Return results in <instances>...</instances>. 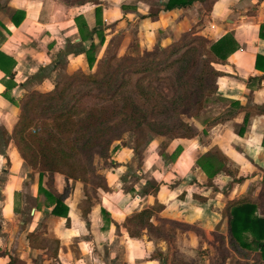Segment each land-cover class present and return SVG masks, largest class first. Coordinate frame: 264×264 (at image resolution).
<instances>
[{"label":"crops","instance_id":"1","mask_svg":"<svg viewBox=\"0 0 264 264\" xmlns=\"http://www.w3.org/2000/svg\"><path fill=\"white\" fill-rule=\"evenodd\" d=\"M167 1L0 0V52L15 62L13 79L0 71V122L5 123L9 133L6 138L10 142L8 146L0 143V158L9 159L8 167L0 172V176L3 174L0 185V264H106L105 258L99 257L98 250H104L113 243L117 244V251L112 253L110 259L116 264H160L158 260L147 257L150 242L146 241L145 235L141 240L128 238L122 224L131 215L158 201L164 205L161 214L165 212L167 215L160 217L188 225L196 224L210 234L213 227L222 222L224 203L220 205L221 210L213 205L211 211V206L206 203H194L193 195L215 199L218 201L216 204L221 202L217 200L218 197L223 198L224 202L243 197L254 198L249 196L250 187L257 178L259 181L264 179V112L256 113L253 109H264V73L254 69L256 54L260 52L264 55V43L258 39L259 27L264 24V0H210V11L207 13L200 0L188 8L165 11ZM13 19L19 20V24L16 25ZM78 28L89 32L96 28L97 31L83 40ZM190 32L210 42L230 32L239 45V49L228 57L227 63L219 66L240 71L243 75L242 81L237 79L235 82L240 87L237 93L226 96L232 100L231 103L240 101L238 110L243 111L225 120V125L218 123L212 128L216 130L218 126L223 127L221 141L218 142L221 146L215 145L224 159L237 169L236 176H233L237 179L242 177L241 181L234 184L228 195L224 196L220 191L232 181L231 177L227 180L214 177L212 190V187L206 186V175L193 162L190 170H194L196 183L190 186L193 192H188L189 196L185 194L181 200L179 197L187 190L169 197V192L159 189L154 197L151 192L140 193L138 185L124 190L119 181L121 177L113 173L121 163L117 160V166L107 174L110 178L106 181L109 191H97L98 201L87 214L89 231L81 213V205L86 199L85 185L79 181L66 180L57 173L53 175L54 190L62 194L68 188L63 204L68 209L69 226L66 218L51 215L53 205L49 204L43 193H39V187L46 189V176L40 178L39 172L28 168L11 143V126L17 121L19 108L17 102L13 104L8 98L17 100L26 91L27 81L37 77L42 70L49 73L48 78L60 71L65 74H72L76 70L93 72L98 61L109 52L120 59L129 51V46L141 53L156 46H168ZM90 44L97 46L91 70L79 50H87ZM62 58L65 62L63 71L56 68ZM222 73L219 79H229L227 83L234 84L228 76L229 72ZM5 91L7 97L3 96ZM245 93L250 96L249 101L244 97ZM245 119V132L240 137L237 129L243 126ZM229 125L231 127L225 129ZM254 132H260L258 137L254 136ZM178 147L180 151L176 158L171 163L167 160V165L174 167L182 153L189 156L196 148L186 145L183 150L180 145L168 155L173 154ZM122 151L129 153L126 148H121ZM144 184L143 181L141 186ZM111 194L118 197L117 204L109 201ZM185 197H190L192 204L185 203ZM175 208L176 212L173 211ZM101 209L109 214V225L104 222ZM170 209L173 212L168 217ZM114 224L119 226L118 231ZM32 233L34 235L28 238ZM48 240L57 241V246L52 247L46 242Z\"/></svg>","mask_w":264,"mask_h":264},{"label":"trees","instance_id":"2","mask_svg":"<svg viewBox=\"0 0 264 264\" xmlns=\"http://www.w3.org/2000/svg\"><path fill=\"white\" fill-rule=\"evenodd\" d=\"M195 1L168 0L164 10L188 8ZM200 1L206 4L208 0ZM14 23L18 25L19 20ZM78 30L83 35V40L84 37L90 38L97 31L96 28L91 32L83 28ZM258 39L264 43V24L259 27ZM101 41L102 37L99 43ZM238 49L239 45L230 32L214 42L190 32L181 35L166 48L144 51L138 56L126 53L115 63L112 57L99 60L94 73L76 70L56 82L54 89L49 92L31 91L17 100L9 97L8 100L13 104L17 102L19 108L11 143L21 159L34 171L39 172L40 178L46 176V189L39 187V193H43L49 204L53 205L51 215L66 218V224L69 226L68 209L63 204L68 188L62 194L54 190L53 175L56 173L66 180L79 181L85 186H91L95 196L98 190L109 191L105 176L100 183H90L95 172L88 157L91 158L89 153L98 145L101 138L110 136V130H113L115 122L119 121V125L123 123L118 126L122 129V134L130 132L139 138L135 140V148H132L135 153L142 146L140 138L146 136L147 128L152 131L153 136L172 139L194 138L191 132L188 133V125L182 123L178 127H169L163 122L171 116L178 117L183 113H190L191 109L199 111L204 97L216 89V80L223 76L213 65L226 64L228 57ZM79 50L84 54L87 67L91 70L95 63L94 54L97 46L90 44L87 50L83 48ZM14 65L12 59L0 52V71L10 79H13ZM254 69L264 73V55L260 52L255 56ZM172 74L171 87L175 86L177 95L167 100L152 83L160 81L161 78L170 80ZM3 96L7 97L6 91ZM253 109L256 113L264 112L258 108ZM163 118L166 120H161ZM246 122L245 119L243 126L237 130L240 137L245 132ZM180 127L185 128L187 132L181 134ZM4 135L5 133L0 136V143L8 146L10 142ZM120 139L118 136L106 140V152L114 141ZM262 144L264 145V133ZM65 149L80 156L70 162ZM179 151L178 147L169 156L171 162ZM106 152L101 154L103 159L108 157ZM211 153L212 151L199 150L198 157L194 160L206 175L208 187L213 186L214 177H224V180L231 177L223 164L224 157L221 153L217 149H215L217 156ZM5 161L9 165V159L6 158ZM112 164L111 168L117 166L115 162ZM241 179L238 178L233 184L239 183ZM147 185L148 182H145V186ZM231 188L232 186L230 190ZM260 189L258 198L243 197L228 200L224 204L222 218L226 220L229 245L237 256L235 264H264V179ZM158 190L157 186L153 187L151 194L156 197ZM85 196L81 213L89 231L90 222L87 220V214L91 212L97 199H93V203L86 192ZM163 209L164 205L155 201L153 206L127 218L122 227L128 238L141 240L143 235L151 238V235L157 234L168 239L164 226H157L153 221ZM101 215L104 222L109 225V214L101 209ZM114 225L118 231L119 226ZM33 235L29 234L28 238ZM51 242L53 246L58 244L57 241ZM41 244L42 242L39 245ZM150 259L158 260L154 256H150Z\"/></svg>","mask_w":264,"mask_h":264},{"label":"rangeland","instance_id":"3","mask_svg":"<svg viewBox=\"0 0 264 264\" xmlns=\"http://www.w3.org/2000/svg\"><path fill=\"white\" fill-rule=\"evenodd\" d=\"M202 4V3H201ZM205 12L207 13L210 9V0L206 2V4H202ZM189 34V33H185ZM166 48L164 47H153L147 51L152 49H160ZM144 52V51H143ZM143 52H139L137 48L131 47L129 48L128 54H133L134 56H138L143 54ZM113 58L114 63L118 62L120 59H116L113 53L109 52L106 57L102 60ZM65 62L64 58L59 59V63L57 64L56 68L58 70L64 69ZM97 66V65H96ZM214 68L218 72H229L230 79L234 82V84L227 83L229 79H218L216 80V89L210 93H208L203 99V105L199 111H193L191 109L190 113H183L178 117L171 116L169 119H161L166 120L165 123L169 127H178L180 124L188 125L189 130L188 133L191 132L193 136L192 139H182L176 138L172 139L169 137H162V136H153L152 131L148 130L145 133V137L141 139V148H139L136 153L133 152L135 148V140L139 139L136 134L126 132L122 134V129L118 128V123L115 122V126H113V130H110L109 135L105 136L99 140L98 145L94 147L90 151L91 158H89V162H92L95 176L91 177L90 183H100L103 181V176H107V174L111 171V167L113 166L112 162H117L119 160L121 163L119 164V169L113 171V173L117 174V176L121 177L119 179L121 187L126 189H132L134 185L140 186L139 192H153V187H158L162 189L161 191L169 192V197L175 196L177 193H182V197H179L181 200L184 199L185 194L189 196V193L193 192V188L190 189V186L196 183L194 179V170L191 169L193 162L196 157H198L199 150L205 151L208 149L213 150L211 154L213 156H217L215 153V149H217L215 144H219L221 137L220 135L223 133V127L218 126L216 130H213V125H217L218 123H223L228 118L236 117L239 113V104L238 102H232V100L227 99L226 96L235 95L240 87H237L236 80L242 81L243 75L240 71H235L231 68H226L225 66L213 65ZM96 70V69H95ZM93 72H85V73H94ZM84 72V71H83ZM74 73V72H73ZM72 73V74H73ZM224 74V73H222ZM53 76L49 77V73L46 70H42V72L35 78H31L26 83L25 92L29 93L31 91H37L41 93H46L54 89L56 82L61 80L63 77L71 74H65L64 72H57V74H52ZM47 77V78H46ZM172 78L173 74L170 76V80H165L163 78L160 81H154L153 86L157 89L158 92L163 94V96L168 100L172 99L177 95V91L175 86L171 87L172 85ZM221 88V92L219 91ZM243 90V89H240ZM18 96V99L23 97V95ZM240 96V95H239ZM244 97L249 101L250 96H247V93L244 94ZM250 109V108H249ZM260 109V108H258ZM264 110V109H260ZM243 111V110H242ZM255 111V110H254ZM251 112V111H249ZM195 113L194 115H192ZM250 114V113H249ZM18 119V118H17ZM17 122V121H16ZM16 123L12 124V128H14ZM230 125L225 129H229ZM180 133L185 134L187 131L185 128L180 127ZM237 129V127L235 128ZM48 131L54 134V132L47 128ZM238 130V129H237ZM13 131V129H12ZM5 133V138L8 136V131L5 129V123L0 122V136ZM260 132H254V136L259 135ZM12 137V132L10 133ZM120 137V140L114 141L109 147L108 151L106 152V140L110 138ZM57 139H59L57 137ZM8 141V139L6 138ZM60 140V139H59ZM64 142V140L62 139ZM191 141L197 142L198 145L192 143ZM1 142V141H0ZM13 144V143H12ZM182 146L183 150H185L186 145L193 146L195 148L194 153L187 156L185 153H182L180 158H177L174 167L171 165H167L166 161L169 160L168 153L175 148L176 146ZM121 148H126L129 150V153H125L124 151L121 152ZM133 148V149H132ZM0 150H2L0 148ZM182 150V151H183ZM166 151L167 153H164ZM64 152V151H63ZM103 152L108 153V157L103 159L102 155ZM19 154V153H18ZM65 154L68 155L69 161L78 159L80 156L78 153H70L65 149ZM126 154H128V159L126 158ZM20 156V155H19ZM194 157V159H193ZM21 158V157H20ZM115 159V160H114ZM125 161V162H124ZM144 162V163H143ZM25 163V162H24ZM143 164V168H141ZM224 165H228L226 167L227 172L231 174L232 181L225 186V188L220 191L222 195L227 196L228 191L230 190V186H233V182L237 180L236 171L237 169L234 167L233 164L229 163L225 159L223 160ZM25 165L33 170L30 166L26 163ZM8 165L4 159L0 158V172L4 168L6 169ZM149 168L148 171H146ZM175 169V170H174ZM149 172H152L150 174ZM139 173H142L140 175ZM235 174V176H233ZM3 175V174H2ZM2 175L0 176V185L3 181ZM242 178V177H241ZM107 180H110L109 175L107 176ZM193 180V181H192ZM148 182V185L141 186L142 182ZM110 182V181H109ZM194 182V183H192ZM261 183L259 178L254 181L252 187H250L251 191L249 196H253L254 198H258L261 192ZM208 187V185L206 184ZM85 192L89 195V198L93 201V199H97V196L93 194L91 186H85ZM195 188V187H194ZM196 189V188H195ZM213 190V186L211 188ZM159 191V190H158ZM196 192H201L195 190ZM173 192V194H172ZM189 192V193H188ZM198 194V193H195ZM95 197V198H94ZM175 198V197H174ZM209 198V197H208ZM208 198L204 199L200 195H193V202L194 203H206L208 206L210 205V210L212 211V206L214 205L217 209H220L221 203L224 202V199L218 197L220 200V204H216L218 201L209 200ZM204 199V200H203ZM101 200V199H100ZM179 200V199H178ZM98 201V199H97ZM109 201L113 204H117L118 197L110 195ZM197 201V202H195ZM106 202V201H105ZM94 203V201H93ZM185 203L192 204L190 201V197H185ZM222 206V210L224 207ZM177 208L173 211L176 212ZM209 210V211H210ZM221 210V216H222ZM172 209L168 211V217H170L171 213L173 212ZM160 215H164L167 217L166 213H159L157 214V218H154V223L159 226L163 225L164 229L166 230L168 239L161 237V235L153 234L151 238H148V235L145 236L146 241L149 243L150 253L147 257L154 256L159 260L160 264H235L237 261V256L234 251L231 249L229 245V238L227 236V227L225 219L222 218V222L218 223L215 227H213L212 233H206L204 229L200 226H196V224L188 225L181 221L169 220L167 218H162ZM160 219V220H159ZM76 228V225L73 226ZM75 230V229H74ZM52 240L46 241L49 245L53 247ZM103 248V247H102ZM107 248H110L107 250ZM117 251V244L113 243L106 247L104 250L101 248L98 250L99 257H104V261L106 264H116L114 260H111L110 257L112 253ZM118 254L121 257V249L118 250ZM102 255V256H100ZM103 260V259H102ZM111 261V263H110Z\"/></svg>","mask_w":264,"mask_h":264}]
</instances>
